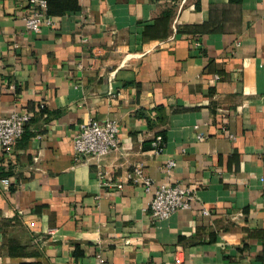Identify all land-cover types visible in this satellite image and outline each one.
<instances>
[{"label":"crops","instance_id":"0c3cea01","mask_svg":"<svg viewBox=\"0 0 264 264\" xmlns=\"http://www.w3.org/2000/svg\"><path fill=\"white\" fill-rule=\"evenodd\" d=\"M48 1L34 33L0 0V118L33 113L0 146V264H264V0ZM89 120L121 126L101 165ZM139 163L192 208L154 219Z\"/></svg>","mask_w":264,"mask_h":264},{"label":"built area","instance_id":"2783aa9c","mask_svg":"<svg viewBox=\"0 0 264 264\" xmlns=\"http://www.w3.org/2000/svg\"><path fill=\"white\" fill-rule=\"evenodd\" d=\"M30 5L25 16V24L30 31L39 33L45 24H54L52 16L47 12L48 0H30ZM32 118L33 113L23 111H16L10 116L0 118V146L7 151H12L25 134L27 125ZM121 141V126L117 121L109 120L105 123H99L95 120L86 121L81 124L75 139L76 158L78 160H92L97 165H101L107 155L120 148ZM164 149V136L158 135L153 141V151L162 153ZM176 166L175 160H169L165 169L171 173ZM100 176L104 178L106 175L101 171ZM129 178L136 183L143 184L149 193H154L149 205L154 219H168L181 210L192 208L196 195L190 187L179 183L174 185L156 183L145 174L143 163L133 167ZM3 183L9 186L11 180L5 178ZM104 184L111 185L107 181ZM117 187L122 188L123 183L118 184ZM176 262L182 264L183 260L178 257Z\"/></svg>","mask_w":264,"mask_h":264},{"label":"trees","instance_id":"16d2710c","mask_svg":"<svg viewBox=\"0 0 264 264\" xmlns=\"http://www.w3.org/2000/svg\"><path fill=\"white\" fill-rule=\"evenodd\" d=\"M48 4H50V2L48 1ZM49 8V7H48ZM49 11V10H48Z\"/></svg>","mask_w":264,"mask_h":264}]
</instances>
